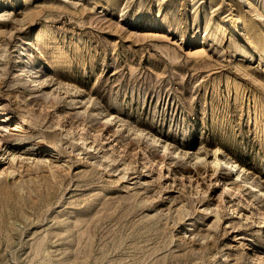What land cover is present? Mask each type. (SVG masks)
Segmentation results:
<instances>
[{"label": "rangeland", "instance_id": "rangeland-1", "mask_svg": "<svg viewBox=\"0 0 264 264\" xmlns=\"http://www.w3.org/2000/svg\"><path fill=\"white\" fill-rule=\"evenodd\" d=\"M252 184L264 0H0V264H264Z\"/></svg>", "mask_w": 264, "mask_h": 264}, {"label": "bare ground", "instance_id": "bare-ground-1", "mask_svg": "<svg viewBox=\"0 0 264 264\" xmlns=\"http://www.w3.org/2000/svg\"><path fill=\"white\" fill-rule=\"evenodd\" d=\"M261 16H263L262 14H260ZM260 16V17H261ZM236 46V45H235ZM31 81H34V80H31ZM107 120H109V118L108 117H106V119H105V124L106 123H108L107 122ZM108 127H110V126H108ZM142 134L145 136V137H147L148 139H149V141H151L152 143H157V140H156V138H154V137H152V136H147V134H145V133H143L142 132ZM82 138V137H81ZM95 141H96V139H92L91 140V142H90V144L91 145H89V144H87V141H86V139H83L82 140V145H87V147H93L94 149H96V148H98V147H96L97 146V144H95ZM95 144V145H94ZM163 148V150L164 151H166L167 150V147L166 146H163L162 147ZM100 149V148H99ZM97 150V149H96ZM71 151H74V150H71ZM100 151V150H99ZM13 158V157H12ZM106 159V158H105ZM198 159H200V157L198 158ZM107 160H108V158H107ZM109 160L110 161H112L113 163H115L116 161H117V159H116V157H114L113 155L112 156H109ZM225 165V166H224ZM212 166H213V168L215 169V170H218V168L219 169H221V170H226V169H229V170H231V171H235V173H234V175H235V177H236V180H237V178H239V176H240V172L237 170V168H236V165H234L233 163H231V161L229 162V161H221V159L219 158V157H217V155H215V158H214V160H213V162H212ZM224 166V167H223ZM219 171V170H218ZM221 172V171H220ZM223 173V172H222ZM227 176V175H226ZM225 176V180H224V182H223V184H225V181L226 180H229V178L228 177H226ZM147 180V179H146ZM241 180V179H240ZM148 182V181H147ZM229 182V184H232V186L233 187H236L239 191H240V189H241V191H243L244 189H245V182L244 183H242V184H239V183H236L234 180L233 181H228ZM248 182V181H247ZM232 187V188H233ZM252 187H253V190H251V191H249V193L251 194V195H254L255 193L254 192H256V191H258V192H262V190L260 189V188H257V185H255V184H252ZM235 188V189H236ZM246 191V190H245ZM239 194H240V192H239ZM239 194H237V195H239ZM262 195H264V192H262L261 193ZM242 197H243V194H242ZM239 198H240V196H239ZM246 200V199H245ZM233 201V199L231 198V200L229 201V202H232ZM239 201L240 202H243L241 199H239ZM233 203V202H232ZM236 207H235V205H234V203L232 204V210H235V211H233V212H236L237 214H238V216H239V218L241 217L240 215H239V211H236ZM238 210V209H237ZM245 218H246V216H245ZM247 218H248V216H247ZM255 221H256V219H255ZM257 222V221H256ZM260 223V222H259ZM259 225V224H258ZM261 225V224H260ZM261 227V226H260ZM254 250V249H253ZM253 256H258V254H256V250H254V252H253Z\"/></svg>", "mask_w": 264, "mask_h": 264}]
</instances>
